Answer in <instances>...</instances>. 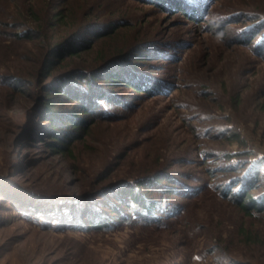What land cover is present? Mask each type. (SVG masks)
<instances>
[{
    "label": "rangeland",
    "instance_id": "374dc122",
    "mask_svg": "<svg viewBox=\"0 0 264 264\" xmlns=\"http://www.w3.org/2000/svg\"><path fill=\"white\" fill-rule=\"evenodd\" d=\"M47 2L71 3L91 25L123 20L116 40L75 61L133 46L125 68L151 87L95 78L93 90L124 106L102 102L77 133L64 124L77 102L54 98L60 114L44 121L29 93L7 92L2 74H29L40 42H0V264H264V210L246 214L226 196L254 172L263 181L251 194H264V0H0V17L28 5L44 15ZM71 83L83 95L89 86ZM45 131L70 139L69 152L52 151ZM155 173L168 181L151 188L153 218L81 219L87 200L108 215L114 200L98 191Z\"/></svg>",
    "mask_w": 264,
    "mask_h": 264
},
{
    "label": "trees",
    "instance_id": "16d2710c",
    "mask_svg": "<svg viewBox=\"0 0 264 264\" xmlns=\"http://www.w3.org/2000/svg\"><path fill=\"white\" fill-rule=\"evenodd\" d=\"M178 9L185 11L184 7L178 6ZM38 10L41 11V9ZM25 11L26 15H21L24 14L22 12L20 15L8 17V20L6 17H0V28H2L0 42L5 40L8 41V44H27L37 40L41 46L38 47L35 57H32L33 65L30 66L29 74L23 73L22 69H16L7 71L2 76L8 79V83L4 84L9 95L29 93L35 101L39 102L42 106L43 115L40 111L36 118L42 116L41 120L46 121L60 114L54 108V98L63 96L78 104L76 112L68 113L69 117L65 120V127L71 128L77 133L79 131L85 132L97 117L94 114L95 108L103 107L102 102H110V106L111 103H116L117 107L124 106L123 102L119 101V97L108 98L102 90L98 88L93 90L94 87L91 86V83L95 81V78L102 80V84L112 87L123 86L134 89L135 92L141 91V88L150 89L151 86H145L146 84L141 82L144 76L132 75L131 71L128 72L125 68L124 63L129 61V57L131 58L130 49L133 46L129 48L117 46L109 49L105 55L102 50L93 52L92 61H95V64L85 65L81 61H75L76 57L82 59L84 52L94 44L93 41L116 40L119 30L126 27L123 20L91 25L87 21L90 19V15H76L77 7L72 6L71 3L65 6H57L54 2H47L46 8L43 10L44 15H37L32 5H28ZM31 23H36V26L34 27ZM1 37L11 39L6 40ZM19 58L25 59L23 52L19 53ZM136 58L140 59L139 57ZM59 67L62 68L63 74L60 73L61 76H56L54 72ZM48 78H53V82L44 84ZM74 80H77L80 86L89 85L86 89L80 88L83 90L82 93L85 92L84 95L71 83ZM49 124L53 129L52 123ZM33 132V130L28 131L29 134ZM44 133L45 135L51 134L49 143L52 151L59 154L64 151L69 152L67 145L70 139L64 143V138L58 137L52 131H45ZM230 156L227 155V158ZM163 178L162 173H155L125 185L119 184L98 191L99 195L106 197V194H109L114 200L111 202L107 198L103 204V207L108 210V215L102 217L96 209L89 205L92 200H87L85 202L88 204H86L87 210L81 219L86 220L85 223L90 228H102L110 225L111 222L115 223L120 219H127L126 215L130 213L144 220L153 218L158 210V205L149 195L153 190L151 188L155 185H159L162 181H168V179ZM261 181H263L262 174L254 172L250 178L241 183V188L237 193L232 194L229 190L226 196L246 214H251L252 211H262L264 210V194L259 200L251 194L253 188ZM166 189L169 194L174 193L173 187L169 186Z\"/></svg>",
    "mask_w": 264,
    "mask_h": 264
}]
</instances>
